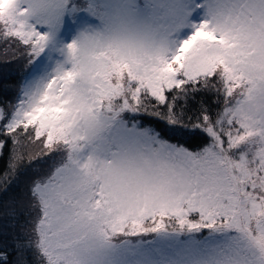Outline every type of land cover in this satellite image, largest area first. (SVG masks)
I'll use <instances>...</instances> for the list:
<instances>
[{
    "label": "snow or ice",
    "instance_id": "1",
    "mask_svg": "<svg viewBox=\"0 0 264 264\" xmlns=\"http://www.w3.org/2000/svg\"><path fill=\"white\" fill-rule=\"evenodd\" d=\"M0 40L28 61L0 190L22 138L58 157L24 194L41 264H264V0H0ZM199 91L219 108L185 122Z\"/></svg>",
    "mask_w": 264,
    "mask_h": 264
},
{
    "label": "trees",
    "instance_id": "2",
    "mask_svg": "<svg viewBox=\"0 0 264 264\" xmlns=\"http://www.w3.org/2000/svg\"><path fill=\"white\" fill-rule=\"evenodd\" d=\"M1 47L0 107H6L7 112H11L28 61L26 58L21 60V63H18L14 55L2 59L1 51L3 47ZM201 107H206L211 113L215 114L219 108L216 95L213 92L199 91L194 95H189L187 98L181 97L177 110L184 109L186 112L185 122H187L188 116H192L194 120L195 115L199 114ZM138 119L145 125L154 127L170 142L183 144L191 150H196L208 142L206 135L198 130L195 132L189 130L190 125L188 129L172 126L166 120L148 114H141ZM3 122L1 121L0 123ZM0 138L3 140L7 139L4 136H0ZM38 145L42 149L39 143ZM11 149V140L7 139L2 154H0V172H3L8 166ZM21 154L25 161L22 174L18 176L16 182L7 191L0 190V264H41L38 254L30 246V241L33 238L31 224L28 222L32 219V213L28 208L27 197L24 194L30 180L38 174L45 173L53 163V160L58 159V157H41L31 166H28L27 160L29 156L33 155L26 151L21 152ZM2 187L3 184L0 182V189Z\"/></svg>",
    "mask_w": 264,
    "mask_h": 264
},
{
    "label": "rangeland",
    "instance_id": "3",
    "mask_svg": "<svg viewBox=\"0 0 264 264\" xmlns=\"http://www.w3.org/2000/svg\"><path fill=\"white\" fill-rule=\"evenodd\" d=\"M2 43L0 47L2 48L1 51V58L5 59L6 57L14 55L15 60H17L18 63H21V60H25L26 57L22 56L21 53L23 52L22 46H18L15 43H8L5 41H0ZM16 101L14 104L17 102V98L15 99ZM0 109L4 110L5 117L9 115L10 112H7L6 107H0ZM1 122V121H0ZM6 122V121H4ZM0 140H3L0 138ZM42 149L39 148L38 143H28L26 139H21V145L18 151L20 152H28L29 154L36 156L37 153H40ZM204 235H207V231H204Z\"/></svg>",
    "mask_w": 264,
    "mask_h": 264
}]
</instances>
